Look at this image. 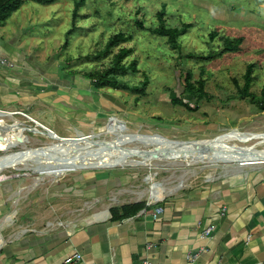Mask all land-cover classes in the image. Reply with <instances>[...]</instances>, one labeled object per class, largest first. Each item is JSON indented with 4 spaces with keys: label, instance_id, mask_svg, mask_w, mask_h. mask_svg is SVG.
<instances>
[{
    "label": "rangeland",
    "instance_id": "1",
    "mask_svg": "<svg viewBox=\"0 0 264 264\" xmlns=\"http://www.w3.org/2000/svg\"><path fill=\"white\" fill-rule=\"evenodd\" d=\"M162 8L160 18L157 13ZM161 23L175 29L189 26L177 38L178 49L153 31ZM116 33H123L126 40L103 54ZM238 38L241 44L235 50L224 51L225 39ZM3 43L0 87L8 85L12 98L16 93L24 95L23 108L60 138L91 136L95 139L89 143L112 153L117 150L114 145L102 147L98 142L106 141L113 131L180 141L208 140L233 131L264 136V0H23L0 24ZM121 48L129 50L122 63H133L134 70L115 79L131 87L146 77L143 95L109 86L96 88L94 77H86L108 69ZM248 65L251 81L245 89ZM188 73L192 95L185 91ZM175 98L183 99L192 111L173 104ZM16 104L17 100L4 106ZM13 111V117L0 116V155L54 140L20 111ZM156 166L69 170L55 180L46 173H32L25 165L5 170L0 185L9 191L10 225L32 218L61 222L82 216L87 220L103 217L108 210L115 220L150 202L151 185L160 183L170 192L192 180L239 171L208 165ZM89 173L105 176L106 183L85 196L84 185L89 184L84 177ZM84 201L92 205L85 212Z\"/></svg>",
    "mask_w": 264,
    "mask_h": 264
},
{
    "label": "crops",
    "instance_id": "2",
    "mask_svg": "<svg viewBox=\"0 0 264 264\" xmlns=\"http://www.w3.org/2000/svg\"><path fill=\"white\" fill-rule=\"evenodd\" d=\"M12 91L0 87L1 110L25 111L48 125L23 108L24 95L13 99ZM16 100L17 109L4 106ZM104 177L86 175L85 196L102 189ZM192 181L115 220L108 210L87 220L32 218L15 227L9 191L0 185V264H64L75 254L80 260L73 264H264V167ZM84 202L83 212L92 208ZM156 207L162 212L153 218ZM207 228L211 233L203 236Z\"/></svg>",
    "mask_w": 264,
    "mask_h": 264
},
{
    "label": "bare ground",
    "instance_id": "3",
    "mask_svg": "<svg viewBox=\"0 0 264 264\" xmlns=\"http://www.w3.org/2000/svg\"><path fill=\"white\" fill-rule=\"evenodd\" d=\"M2 115L10 118L14 116V111L0 109V116ZM111 134L112 136L106 141L98 142V144L109 148L114 145L117 150L112 153H107L103 148L89 143L95 138L86 135L76 138H60L56 134L60 140L54 139L36 147L22 145V149L20 148L21 151L18 153L0 155V175L5 170L19 169V166L22 165H25V168L32 173L52 175L53 180L65 171L84 169L119 167L153 169L157 168L156 165L161 167L208 165L219 166L226 170L237 167L239 171H245L249 168L264 167V136H252L248 133L233 131L208 140L180 141L154 135H143L139 132L113 131ZM1 139L8 140L5 136H1ZM245 140H256L257 142L246 145ZM9 141L13 142L14 140ZM78 149L80 152L76 153ZM29 152L35 153L32 156ZM59 157H63V159ZM176 157L186 160L178 162ZM156 159L167 161V163L163 166L162 163L153 162ZM165 192L166 189L162 184L151 185L148 189V200L161 199Z\"/></svg>",
    "mask_w": 264,
    "mask_h": 264
},
{
    "label": "trees",
    "instance_id": "4",
    "mask_svg": "<svg viewBox=\"0 0 264 264\" xmlns=\"http://www.w3.org/2000/svg\"><path fill=\"white\" fill-rule=\"evenodd\" d=\"M23 0H0V24L5 22L15 11H17L20 6L22 5ZM76 13V8H74L73 10V15ZM158 17L161 18V16L163 15V8L160 10V12L157 13ZM189 27L188 25H184L181 29H175V28H168L165 27L162 23L160 24V26L153 30L155 33L162 35V36H166L167 37V41L168 43L174 47V48H179V44L177 43V38L178 36L181 34V32L183 31V29ZM126 40V37L124 36L123 33H116L114 34L112 37H110L108 39V41L106 42L104 49H103V54H108L110 53V49L112 46H114L117 42H121ZM241 44V39H235V40H229V39H225L224 40V51H233L235 50L239 45ZM129 54V50L126 48H121L118 50L117 53H115L112 56L111 59V65L108 69H106L104 72L100 73L99 75H86L87 78H92L94 77V82H93V86L96 88H100L103 86H109L112 88H120L123 90H128L134 94L137 95H143V88L146 86L147 84V79L145 77V79L142 81L141 84L139 85H134L131 87H128L127 85L120 83L119 81H117L115 79L116 76L118 75H125L126 72L131 69L134 70V65L133 63H129L127 66H125L123 62V59ZM208 57H211L208 56ZM206 57V58H208ZM251 65L247 66L245 75H244V84L243 87L245 89L249 88L250 85V81H251ZM190 80V74H187L186 77V88L185 91L187 90L188 93L190 95H192L193 93V89H192V84L189 82ZM203 85L201 84L200 87V91L202 92L201 94L204 95V92L202 91V87ZM246 94V93H245ZM261 97L263 99V104H264V84L261 88ZM173 104L185 107L187 110L192 111L191 107L183 100V99H179V98H175L171 101ZM123 216H126L123 215Z\"/></svg>",
    "mask_w": 264,
    "mask_h": 264
},
{
    "label": "built area",
    "instance_id": "5",
    "mask_svg": "<svg viewBox=\"0 0 264 264\" xmlns=\"http://www.w3.org/2000/svg\"><path fill=\"white\" fill-rule=\"evenodd\" d=\"M21 114L24 117L27 116L24 113H21ZM161 212H162V208L161 207H156L153 210V212H152V217L153 218H156L157 215H159ZM210 233H211V228H207V229L204 230L203 236H208ZM79 260H80V255L79 254H75V255H73V256L68 257L67 259H65L64 264H73V263H75V262H77ZM138 264H149V263L147 261H142V262H140Z\"/></svg>",
    "mask_w": 264,
    "mask_h": 264
},
{
    "label": "water",
    "instance_id": "6",
    "mask_svg": "<svg viewBox=\"0 0 264 264\" xmlns=\"http://www.w3.org/2000/svg\"><path fill=\"white\" fill-rule=\"evenodd\" d=\"M29 121H31L32 123H34L35 125H37L38 127H40L49 137L56 139V140H60V138L56 135V133L49 129L48 127L42 125L41 123L37 122L36 120L25 116Z\"/></svg>",
    "mask_w": 264,
    "mask_h": 264
}]
</instances>
